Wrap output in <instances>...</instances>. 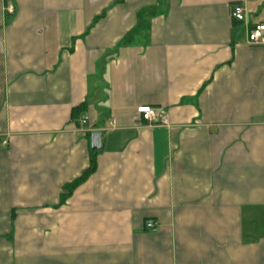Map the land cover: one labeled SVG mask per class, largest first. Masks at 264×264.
<instances>
[{"label": "crops", "instance_id": "obj_1", "mask_svg": "<svg viewBox=\"0 0 264 264\" xmlns=\"http://www.w3.org/2000/svg\"><path fill=\"white\" fill-rule=\"evenodd\" d=\"M257 24L264 0H0V264H264Z\"/></svg>", "mask_w": 264, "mask_h": 264}, {"label": "built area", "instance_id": "obj_2", "mask_svg": "<svg viewBox=\"0 0 264 264\" xmlns=\"http://www.w3.org/2000/svg\"><path fill=\"white\" fill-rule=\"evenodd\" d=\"M6 11L8 13H12V7L7 6ZM230 15L233 21L236 22H244L245 21V13L241 6H232ZM247 43L252 46L264 45V24H257L247 28ZM136 113L141 117V119L151 125L156 123L161 126L168 127L169 119L168 114L165 111L156 112L152 108L148 106H140L136 108ZM81 125H85L87 123V117H82L79 122ZM7 147V141L4 139H0V149ZM146 228L150 230H155V224L152 221L146 222Z\"/></svg>", "mask_w": 264, "mask_h": 264}, {"label": "water", "instance_id": "obj_3", "mask_svg": "<svg viewBox=\"0 0 264 264\" xmlns=\"http://www.w3.org/2000/svg\"><path fill=\"white\" fill-rule=\"evenodd\" d=\"M101 134L99 133H94L91 136V150L97 151L100 150L101 148V142H100V136Z\"/></svg>", "mask_w": 264, "mask_h": 264}, {"label": "trees", "instance_id": "obj_4", "mask_svg": "<svg viewBox=\"0 0 264 264\" xmlns=\"http://www.w3.org/2000/svg\"><path fill=\"white\" fill-rule=\"evenodd\" d=\"M77 111H79V110H77ZM93 170H94V165H93V163H90V167H89L88 171L86 173H84L83 176H81L79 179L74 180V182L72 183V185L70 186V188H75V186H77L80 182L84 181V179L86 177H88V175L91 172H93Z\"/></svg>", "mask_w": 264, "mask_h": 264}]
</instances>
